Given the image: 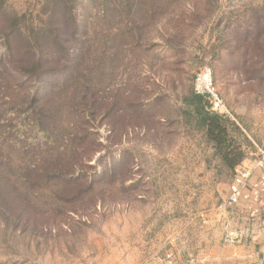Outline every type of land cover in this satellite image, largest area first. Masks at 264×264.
Instances as JSON below:
<instances>
[{
    "label": "rangeland",
    "instance_id": "374dc122",
    "mask_svg": "<svg viewBox=\"0 0 264 264\" xmlns=\"http://www.w3.org/2000/svg\"><path fill=\"white\" fill-rule=\"evenodd\" d=\"M64 7L74 12L67 31L92 39L87 59L98 66L87 96L103 105L87 108L84 124L98 145L79 149L87 174H101L85 203L44 207L52 212L32 231L0 216V264H264V227L227 201L235 168L264 149V0H0V26L21 43L57 28ZM169 38L177 48L166 53ZM80 46L66 44L73 57ZM203 66L244 155L233 169L188 113ZM38 140L14 163L34 162Z\"/></svg>",
    "mask_w": 264,
    "mask_h": 264
},
{
    "label": "trees",
    "instance_id": "16d2710c",
    "mask_svg": "<svg viewBox=\"0 0 264 264\" xmlns=\"http://www.w3.org/2000/svg\"><path fill=\"white\" fill-rule=\"evenodd\" d=\"M71 13L72 8H62L57 28L32 30L21 43L14 31L4 32L0 26V99L5 103L0 106V216L5 223L17 221L31 231L37 227L40 212H52L53 207H44L85 203L101 174H87L85 150L79 149L89 141L98 145L84 125L85 115L87 108L101 109L103 104L96 96H87L89 90L94 93L98 66L87 59L92 39L87 37L85 41L67 31L66 20ZM121 33L126 34L124 30ZM72 39L81 45L75 57L66 48ZM176 48L169 38L162 51L168 53ZM155 54L161 56L159 52ZM48 75L62 78L57 82L45 80ZM44 89L48 92L42 96ZM203 95L193 89L187 103L192 110L188 113L196 116L223 163L233 169L244 158L242 150L228 136L223 116L204 108ZM87 98L91 99L89 106ZM63 111L72 116L67 124L62 120ZM116 114L109 109L104 115L112 120ZM6 137H11L12 145L5 149ZM34 138L39 139L36 145L42 148L34 162L14 163L16 149L29 150ZM103 173V178L108 175Z\"/></svg>",
    "mask_w": 264,
    "mask_h": 264
},
{
    "label": "built area",
    "instance_id": "2783aa9c",
    "mask_svg": "<svg viewBox=\"0 0 264 264\" xmlns=\"http://www.w3.org/2000/svg\"><path fill=\"white\" fill-rule=\"evenodd\" d=\"M193 89L197 93L207 95L210 111L217 113H223L225 111L223 100L214 87L211 70L208 66H203L196 74L194 78ZM256 155L257 157L252 165L245 166L241 163L235 168V174L233 175L229 184V194L227 197L229 204H234L237 202L238 192L245 186L251 171L255 167H264V149L257 148Z\"/></svg>",
    "mask_w": 264,
    "mask_h": 264
},
{
    "label": "crops",
    "instance_id": "0c3cea01",
    "mask_svg": "<svg viewBox=\"0 0 264 264\" xmlns=\"http://www.w3.org/2000/svg\"><path fill=\"white\" fill-rule=\"evenodd\" d=\"M235 209L254 220V224L264 227V167H255L251 171L245 186L238 192ZM256 233L258 237L261 236L259 238H264V231L258 228Z\"/></svg>",
    "mask_w": 264,
    "mask_h": 264
}]
</instances>
